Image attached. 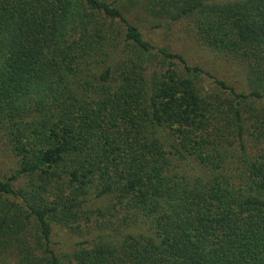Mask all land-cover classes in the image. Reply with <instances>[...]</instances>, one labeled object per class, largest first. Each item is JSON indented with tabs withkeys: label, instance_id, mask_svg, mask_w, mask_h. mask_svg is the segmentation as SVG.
<instances>
[{
	"label": "trees",
	"instance_id": "16d2710c",
	"mask_svg": "<svg viewBox=\"0 0 264 264\" xmlns=\"http://www.w3.org/2000/svg\"><path fill=\"white\" fill-rule=\"evenodd\" d=\"M150 4L192 18L247 91L115 0H0V138L19 160L0 264H264V0ZM56 226L84 240L60 252Z\"/></svg>",
	"mask_w": 264,
	"mask_h": 264
},
{
	"label": "rangeland",
	"instance_id": "374dc122",
	"mask_svg": "<svg viewBox=\"0 0 264 264\" xmlns=\"http://www.w3.org/2000/svg\"><path fill=\"white\" fill-rule=\"evenodd\" d=\"M127 16L143 31L146 39L158 46H165L170 51L181 54L191 65L200 66L213 76L233 84L239 91H247L245 70L237 62H232L203 44L198 36L192 18L173 22L165 16H156L150 0H115ZM224 2L228 0H216ZM234 1V0H229ZM209 85L212 80L206 77ZM19 160L11 150L9 142L0 138V174L11 176L17 169ZM84 240L73 236L66 230L55 227L54 247L60 252L72 251L76 244Z\"/></svg>",
	"mask_w": 264,
	"mask_h": 264
}]
</instances>
